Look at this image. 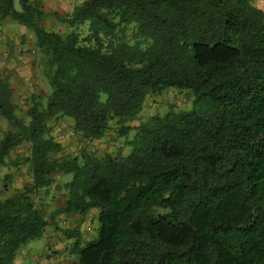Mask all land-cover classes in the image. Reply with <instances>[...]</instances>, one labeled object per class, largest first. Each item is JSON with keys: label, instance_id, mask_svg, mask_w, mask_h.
<instances>
[{"label": "trees", "instance_id": "1", "mask_svg": "<svg viewBox=\"0 0 264 264\" xmlns=\"http://www.w3.org/2000/svg\"><path fill=\"white\" fill-rule=\"evenodd\" d=\"M254 1L84 0L51 14L69 29L60 34L40 26L49 15L38 2L0 0V23L32 30L50 88L25 119L0 73V170L22 165L32 179L0 200V264L55 215L94 209L96 239L62 230L75 264H264V12ZM171 88L192 95L189 110L129 125ZM64 118L87 142L115 121L120 135L133 131L128 153L57 157L49 121ZM23 145L28 155L7 162ZM57 175L71 178L47 220L31 195Z\"/></svg>", "mask_w": 264, "mask_h": 264}, {"label": "rangeland", "instance_id": "2", "mask_svg": "<svg viewBox=\"0 0 264 264\" xmlns=\"http://www.w3.org/2000/svg\"><path fill=\"white\" fill-rule=\"evenodd\" d=\"M41 9L47 13L40 26L49 32L65 34L69 31L66 24L58 20L52 13L65 18L76 6L79 0H62L56 11L47 12L39 0ZM253 5L264 12V0H255ZM15 9L19 5L15 3ZM0 73L8 82L13 91V101L18 108L19 116L27 118L30 107V98L39 96L43 103L50 92L45 75L44 59L35 46V37L32 30L5 19L0 23ZM103 98V97H102ZM192 95L186 90L168 89L160 95H149L137 119L129 123L135 127L154 116H163L169 111H187L191 108ZM111 128L106 135L92 142H87L75 135L72 130V121L64 118L58 121H49L50 135L60 143L61 152L57 157H74L82 151L93 152L97 156L105 153L126 155L129 151L127 144L133 137V131L122 136L117 131L115 121H111ZM9 128L0 118V140ZM29 153V146L23 145L12 150L7 162L19 161ZM3 176L7 179L3 180ZM71 176L57 175L56 181L47 190H40L31 195L36 207L42 212L45 219L55 213L64 202L65 190L63 184ZM32 179L27 169L7 166L0 170V200L12 197L22 192L31 183ZM96 209L91 210L84 218L77 215L57 214L54 224L48 225L41 239L30 241L20 249L16 256V264H75V256L68 253V249L75 239H67L62 230L75 231L80 235L82 244L96 239L98 221ZM14 263V264H15Z\"/></svg>", "mask_w": 264, "mask_h": 264}, {"label": "crops", "instance_id": "3", "mask_svg": "<svg viewBox=\"0 0 264 264\" xmlns=\"http://www.w3.org/2000/svg\"><path fill=\"white\" fill-rule=\"evenodd\" d=\"M42 4V7L45 8V11L47 12H54L56 11L57 7L62 3V0H39ZM84 0H79L76 5L80 4ZM261 10V9H260ZM22 250V249H21ZM20 251V250H19ZM19 254V253H18ZM18 256V255H17ZM16 262V258L14 263ZM16 264V263H15Z\"/></svg>", "mask_w": 264, "mask_h": 264}]
</instances>
